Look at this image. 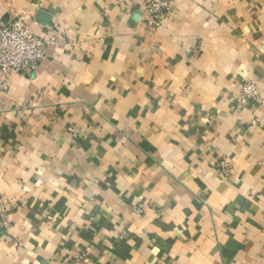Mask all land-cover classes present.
Returning a JSON list of instances; mask_svg holds the SVG:
<instances>
[{"label": "crops", "instance_id": "crops-1", "mask_svg": "<svg viewBox=\"0 0 264 264\" xmlns=\"http://www.w3.org/2000/svg\"><path fill=\"white\" fill-rule=\"evenodd\" d=\"M148 2L0 0L54 39L0 88V264H264V0Z\"/></svg>", "mask_w": 264, "mask_h": 264}, {"label": "built area", "instance_id": "built-area-1", "mask_svg": "<svg viewBox=\"0 0 264 264\" xmlns=\"http://www.w3.org/2000/svg\"><path fill=\"white\" fill-rule=\"evenodd\" d=\"M171 0H149L146 5L145 15L147 24L158 28L171 9ZM53 38H39L30 32L26 22L20 19H10L0 25V74L2 76L1 90L6 91L10 74L31 76L35 73L39 64L45 59V47L53 44ZM196 55L197 50H192ZM259 99V93L252 83H245L241 87V104H248ZM253 124L264 128V121H254ZM222 168L226 171V165ZM7 209L0 202V231L7 232L10 229L6 219ZM86 262L85 255L82 256Z\"/></svg>", "mask_w": 264, "mask_h": 264}, {"label": "water", "instance_id": "water-1", "mask_svg": "<svg viewBox=\"0 0 264 264\" xmlns=\"http://www.w3.org/2000/svg\"><path fill=\"white\" fill-rule=\"evenodd\" d=\"M37 19L43 21L44 23H47V20L49 19L47 16H45V14L42 13H38L37 15Z\"/></svg>", "mask_w": 264, "mask_h": 264}]
</instances>
